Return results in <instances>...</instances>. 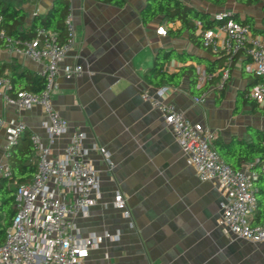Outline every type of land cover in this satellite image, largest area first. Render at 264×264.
<instances>
[{
	"label": "crops",
	"instance_id": "crops-1",
	"mask_svg": "<svg viewBox=\"0 0 264 264\" xmlns=\"http://www.w3.org/2000/svg\"><path fill=\"white\" fill-rule=\"evenodd\" d=\"M1 1L26 13L21 28L25 30L35 16L47 14L54 0ZM147 1L127 0L125 6L117 7L96 0H67L74 15L76 36L66 62L81 64L84 73L72 79L59 77L53 102L59 115L69 122V128L50 147L55 157L60 156L76 130L85 133L87 158L99 172V197L96 205L86 215L75 217L74 222L83 238L106 233L113 236L92 249L81 264H264V241L238 239L220 225L224 191L216 180H200L196 170L187 164L161 113L142 98L144 91L154 94L158 88L150 82L152 76L148 72L160 50L188 52L215 61L219 75L226 57L195 46L187 35L171 38L168 29H180V22L168 24L157 18L144 24L141 12ZM181 1L210 14L211 20L222 11H229L240 20L250 18L255 28L262 31L259 35H264V0L252 5L228 0L224 6L204 0ZM253 9L260 11L259 21ZM12 59L32 72L41 71L42 65L16 56L6 46L0 47V62ZM247 59L244 53L238 55L223 95L212 89L201 102H196L185 78L179 85H166L163 100L174 104L191 123L211 129L214 142L238 139L249 143L250 128L264 131V115L249 104L241 105V96H245L248 87L242 74ZM182 66L173 60L164 69L173 73ZM198 69L205 72L204 65ZM0 120L5 126L13 121L27 125L28 131L15 150L31 146V133L49 145L43 127L46 116L40 107L18 110L0 97ZM5 126L0 131V165H9ZM99 148L110 153L115 164L113 171ZM244 168L251 169V164H244ZM117 193L126 198L130 217L114 207Z\"/></svg>",
	"mask_w": 264,
	"mask_h": 264
},
{
	"label": "built area",
	"instance_id": "built-area-1",
	"mask_svg": "<svg viewBox=\"0 0 264 264\" xmlns=\"http://www.w3.org/2000/svg\"><path fill=\"white\" fill-rule=\"evenodd\" d=\"M232 15L228 11L216 13L213 20L217 24L211 29L197 22V35L205 48L226 57L220 87L229 77L235 58L241 53L248 57L245 71L257 76L259 81L250 89L247 97L264 107V35L253 34L250 25L235 21ZM64 27L63 41L59 40L57 32L45 29H38L35 37L25 42L14 41L0 31L5 46L16 56L42 65L39 75L45 79V87L40 93L23 90L9 94L10 80L2 76L0 97L18 110L40 107L46 116L43 127L49 140V145H46L37 134L29 135L36 173L30 182L14 187L15 214L6 238L0 244V264H81L92 249L98 248L104 239L113 237L106 233L83 238L74 222L78 215H86L99 197V172L87 158L83 146L85 133L76 130L60 156L55 157L50 147L69 128V122L59 115L53 102L59 77L72 79L84 73L81 64L66 62L76 36L71 9L65 17ZM199 72V84L203 85L210 80V76L204 71ZM166 91L165 86L158 87L154 94L146 90L142 98L161 113L166 126L179 143L187 164L196 170L200 180H216L224 191L226 200L222 206L220 225L238 239L263 242L264 223L252 224L257 210L255 181L259 173L245 168L235 171L229 166L213 146V131L200 123H191L174 104L164 101ZM194 99L196 102L202 101V98ZM4 126L5 122L0 120V131ZM5 129V153L9 157L28 127L24 122L13 121ZM99 151L109 170L113 171L115 164L110 153L104 148H99ZM0 176L12 177L9 165H0ZM114 207L130 217L122 193L115 196ZM105 258L108 259L107 254Z\"/></svg>",
	"mask_w": 264,
	"mask_h": 264
},
{
	"label": "trees",
	"instance_id": "trees-1",
	"mask_svg": "<svg viewBox=\"0 0 264 264\" xmlns=\"http://www.w3.org/2000/svg\"><path fill=\"white\" fill-rule=\"evenodd\" d=\"M96 1L112 4L117 7H123L127 3V0ZM204 1L215 6H224L228 0ZM240 2L245 5H252L256 3L257 0H240ZM68 11L69 4L67 0H54L52 7L45 16H35L31 26L28 29L23 30L21 28L24 25L26 13L22 9H18L12 4L0 0V31H4L6 37H9L14 41L25 42L33 39L38 29H45L57 32L59 34V40L63 41L65 39L64 20ZM141 17L144 24H148L157 18H161L168 24L180 22V29H168L167 34L171 38H179L183 35H187L189 40L195 46L204 48L208 52L210 51L203 46L202 40L200 36L197 35L196 29L197 22H201L206 29H211L217 24V22L211 20L210 14L200 12L181 0H148L145 8L141 12ZM232 18L241 24L250 25L253 34L259 35L262 33V31L255 28L252 19L246 18L240 20L234 15H232ZM4 46L5 40L0 38V47ZM173 60L181 62L183 66L180 67L177 72H166L164 65ZM188 62H192L193 64L186 65ZM199 65H204L205 74L210 76V80L203 85L199 84V78L201 75L198 69ZM218 70L219 64L215 61L209 62L203 57H198L188 52L177 53L171 50H160L156 56L154 65L149 70L148 74H151L152 76L150 82L157 87L166 85L176 86L187 78L189 80L190 94L195 98H202L205 93L212 89H216V91L223 95L227 81L224 82L222 87H220L221 75L218 74ZM242 74L248 81V87L244 93L245 96H241L243 98L241 105L249 104L254 110H257L264 115V107H260L256 102L247 97L250 89L258 82V79H255L253 75L246 73L244 66ZM2 76H6L10 80L9 94H15L23 90L32 93H40L45 87L44 77L40 76L37 72L30 71L16 59H12L10 62H0V77ZM220 98H222V96ZM219 100H217V103H219ZM239 103L240 102L238 101L236 107L237 110L239 108ZM249 136L251 138V142L249 143L244 140L233 139L229 143L214 142L213 146L221 158L235 171L242 170L244 164L250 163L251 169L259 173V176L255 181L257 210L252 219V224L257 225L264 223V172L262 171L264 165V131L250 128ZM14 148L15 146L9 155V165L12 171V177L10 179L4 177L0 179V244H2L6 238L15 214L14 187L30 182L36 173V161L33 146L31 145L26 149L21 150H15Z\"/></svg>",
	"mask_w": 264,
	"mask_h": 264
},
{
	"label": "rangeland",
	"instance_id": "rangeland-1",
	"mask_svg": "<svg viewBox=\"0 0 264 264\" xmlns=\"http://www.w3.org/2000/svg\"><path fill=\"white\" fill-rule=\"evenodd\" d=\"M196 1V3H198V1L199 2H201V3H204V2H202V0H195ZM197 6H199V5H197ZM254 13H255V15H256V17H257V19H258V21H259V15H260V11L258 10V9H253L252 10ZM229 12V11H228ZM233 68V67H232ZM231 68V69H232ZM230 80V75H229V77L227 78V82Z\"/></svg>",
	"mask_w": 264,
	"mask_h": 264
}]
</instances>
